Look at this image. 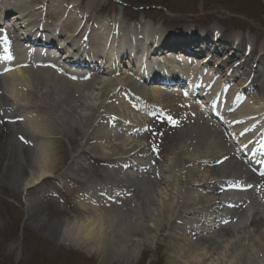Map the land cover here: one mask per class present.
Masks as SVG:
<instances>
[{
  "label": "bare ground",
  "instance_id": "1",
  "mask_svg": "<svg viewBox=\"0 0 264 264\" xmlns=\"http://www.w3.org/2000/svg\"><path fill=\"white\" fill-rule=\"evenodd\" d=\"M49 1L51 9L42 13L41 0H0V23L3 17L9 19L6 17L8 10L14 12L10 18L16 21L12 25L7 24L6 35L0 36V67H3L1 71L5 68L7 70L4 75L0 74V189L5 182L9 185L11 180L8 174L12 173L17 188L11 187V191L37 192L40 191L37 188L41 186L43 189L46 187L40 191L43 194L54 192L59 197L65 196L66 203H60L62 200L59 199L60 205L57 206V209L63 210L62 218L53 226L50 221L46 225L52 227L55 235L59 232V239L63 243L70 244L73 248H84L86 252L99 256L100 263L109 264L110 258L115 261L124 257V264H128L129 259L135 258L137 246L142 248L143 244L148 243V238L137 241L134 237L138 234L139 225L132 227V222L142 221L140 226L144 229L147 227L144 219H148L152 223L149 228L157 233L165 228L176 232L167 234L172 238L168 246L175 247L180 240L188 242V255L192 264H264L262 179L250 174L251 163L246 165L245 160L238 157L240 153L229 147L227 134L220 132L217 124L206 120L200 109L188 104L192 101L190 98H202L204 95V99H199L203 100L200 104L204 105L205 114L206 108H211L216 113L226 111L224 114L227 116L228 111L234 108L236 112L231 119L223 120L233 130L229 134H234L241 140V148L245 147L242 151L251 149L250 152L257 157L260 153L256 150L260 148L264 151V147L258 143L260 140L264 146V87H257L258 83L264 81L259 80L264 75V54L257 59L246 58L243 53L241 55L238 46H243L245 39H248V45L251 46L250 55L257 54L247 31H244L245 39L241 34L235 35L239 40L236 47H233L235 41L231 37L226 38L221 34L216 40H208L206 34L203 38H195L193 31L190 32L191 37L182 32L154 38L148 37L142 29L129 34L130 30L126 26L118 25L119 28L116 29L112 21L103 22L97 18L99 14L94 6L99 8L101 0H87L85 5L80 0ZM42 18H46V25L40 23ZM74 21L78 22L76 26ZM15 25L24 33L14 34L17 27ZM58 28L67 34L66 39L62 38V33L54 36ZM82 28L87 29L85 33H89L85 38L88 49L80 41V33L84 32ZM96 30L100 32L96 33ZM31 31L33 38L30 39L28 34ZM40 31L51 37L53 35L54 39L61 37L60 40L66 43L64 47L60 41L57 46L67 51L62 59L64 65H73L72 59H87L86 68L92 72L91 75H78L72 70L65 71L67 75H63L58 66L47 67L48 63L37 50L41 45H36L39 41L34 40L36 33ZM105 32L107 37L103 35ZM122 32H126V35H122ZM111 39V50H114L106 53ZM199 39L201 44L206 45V50H210L215 56L218 66L213 71V66L208 61L193 60L196 67L205 66V70L211 68L213 75L206 77L204 82H199L195 73L191 76L189 73L183 74V77L186 76L184 81L180 76L181 69L170 70L164 58L170 57L173 50L178 52L173 56L176 59L173 62L181 67V63L191 61L188 57L195 51L189 49L191 52H188L185 51L186 48H190L195 42L199 43ZM74 41L78 48L73 46ZM26 42L31 47L29 52L24 47ZM125 46L134 47L139 59L129 55ZM69 47L73 50L72 56L69 54ZM226 51L231 52L229 59L241 57L240 63L243 66L257 62L255 69L248 67L247 82L250 81V85L256 87L258 95H246L234 68L224 71L227 62L220 60L219 53ZM158 53L164 57L160 58ZM60 54L64 55L62 51ZM126 57H129L127 64L130 65V61L131 66L137 64L138 82L130 75L124 79L113 78L119 71L117 66ZM60 58L59 55L58 59ZM94 58H97V63L89 66V59L92 61ZM156 59H160L165 65L157 63ZM29 63H33L32 66ZM171 75L174 80V76L178 77V83L183 89L176 83L169 84L165 81ZM199 75L202 74L199 72ZM82 79L85 81L81 82ZM159 81L172 88L175 86V91L181 93V97L174 98L170 93H160L158 86H149V82L157 84ZM161 82L159 83L162 84ZM206 89L209 90L207 97ZM243 97L249 103L244 107L242 105V109L241 106L237 108V102H243ZM185 98L189 99L183 100ZM232 98L235 103L229 106L227 101L232 104ZM182 110L195 116L187 121L197 118L204 129L199 131L198 125L194 128L189 126L190 132L183 133L176 141L174 156H182L183 160L182 167L174 170L173 178V172L169 170L173 157L168 158L166 169L156 164L147 166L142 164V160L151 161L152 155H157L159 147L153 148L147 134L150 132L149 128L159 131L164 126L165 121L158 115L180 114ZM144 113L147 117L143 116ZM208 114L212 118L216 116L210 111ZM206 125L210 134L208 141ZM12 130L23 132L17 139L20 144L15 141V146L9 139ZM251 131H255L253 137L242 135ZM159 138L164 140L165 135H160ZM61 141L69 147L68 156ZM140 141L146 142V147ZM30 145L31 148L25 147ZM146 152L150 155L144 154ZM69 159L74 164H70L65 173L55 178L53 175L58 173L56 169L64 166ZM207 163L212 167L206 168ZM184 170L187 172L180 188L178 177L182 179ZM167 173L170 178L166 177ZM197 176L200 178L194 179ZM160 186L166 190L165 197L158 191ZM184 188L190 190L182 193ZM198 189L202 191L197 192ZM40 192L39 199L43 197L51 201ZM138 192L140 198H136ZM233 198H240L239 206L232 203ZM132 199L134 206L129 202ZM39 202L35 200V203L32 201L30 205L26 202L25 205L28 222L40 230L44 226V220L28 213L32 207L44 204V201L41 204ZM70 204L75 205L79 213L66 206ZM213 208L219 213L230 210L228 218L233 223L231 230L221 226L223 218L216 217L210 211ZM162 212L177 218L171 222L163 217ZM140 213H145L146 216ZM154 213L159 220L153 218ZM40 220L42 223L38 225ZM194 234L200 239L192 241L190 236ZM201 237L205 240H201ZM180 248L181 252L178 249L174 251L184 254L182 249H185V245ZM106 250L110 257H107ZM217 254L218 260L213 261L212 255ZM195 255L199 257L196 258ZM210 257L212 259L207 263ZM172 259L175 261L172 264H183L177 259V255Z\"/></svg>",
  "mask_w": 264,
  "mask_h": 264
},
{
  "label": "rangeland",
  "instance_id": "2",
  "mask_svg": "<svg viewBox=\"0 0 264 264\" xmlns=\"http://www.w3.org/2000/svg\"><path fill=\"white\" fill-rule=\"evenodd\" d=\"M46 1L47 0H44L42 6H46V4H49L47 8L50 10L52 4L46 3ZM67 1L70 2V0ZM80 2L85 5L87 0H80ZM98 5L101 10H99L98 7L94 6L97 14H99L98 16H101V18H105V15L117 14L120 17L122 16L121 22L123 23V25H125L128 29L133 30H136V27L138 26L142 27L146 25L147 30H149L150 26L154 29L152 30V32L156 34L160 33L161 29L163 30V32L167 31L169 34H178L179 30H182L183 32L188 33L189 37H191V31L194 32L193 36H195V34L196 36H198L201 32L207 35L206 37L208 40H210L211 34H213L214 37L216 36V38H218L220 34L221 36H225L226 38H232L235 32H239V30L242 31V33H244V31H247V34L250 37L249 40H251V42H254L256 48L254 46L253 47L258 50L257 53H259L261 49H263L261 51L264 53V0H101ZM251 5H253L254 7H251ZM103 13L106 14L104 15ZM258 14L263 15V17H260V21L256 20L255 17ZM139 20L140 23L138 25ZM1 28L3 29V24ZM208 30L210 31V33H207ZM19 32L20 31L16 33L19 34ZM243 36L245 39L246 36L244 34ZM247 40L244 41V43L246 42L247 44H249ZM198 42L201 43V40L199 39ZM125 77L126 75L124 74L113 76V78L117 79H124ZM160 93L165 92L160 90ZM243 106H246V103H244ZM172 107L174 109L176 108L173 105ZM202 113L205 114L204 112ZM143 116H147V114H143ZM169 116L177 122V126H173V124H171L170 122H166L159 131L154 128L147 134V136L149 137V139H151L152 145L154 147H159L157 150V155H154L156 165H158L162 169H166L168 158H174L169 170L173 172V178H175L174 170L176 171V169L182 167L183 160L182 156H174L175 150L173 149L174 146H176V141L183 136V133L186 134L187 132H190L191 129L189 126L194 128V126L198 125L199 131L204 129V126L201 123H198L200 122V120L198 119L197 121V118L195 120L187 121L188 118L191 117V119H193L192 117L195 116L194 114L189 112L185 113V110H182V113L180 114H172ZM206 118L208 119L207 115ZM220 120L221 118L216 120V123L221 126ZM212 121H214V119H212ZM208 129L209 128H207L206 125L207 141L210 139V134L207 131ZM224 129L226 132L233 131L226 126ZM199 131L198 134H200ZM20 134H23V132H21L20 130H14L10 135V142L13 141L14 146L15 141H17ZM160 135H165V139H160ZM235 138H232V142L230 140L227 141L229 142V147L232 146V148L238 149L241 143ZM113 142L116 141L113 140ZM61 144L67 152L68 156L69 147L67 143L61 141ZM31 146L32 145L25 147L31 148ZM74 147L75 146H72V148ZM184 156H186V154H184ZM65 162V165L63 164L64 166L56 169V172L58 173L53 175L55 178H58L60 177L59 175L65 173L67 167L70 164H74L70 159L66 160ZM209 167L211 168L212 166L207 163L206 168ZM186 172L187 171L184 170L182 179L178 177L180 188L181 181L185 180L184 178L186 176ZM8 176L11 182L9 183V185H6L5 182V185H3L0 189V264H104L100 263L101 258H99V256L86 252L84 248H73L72 245L60 241L59 232L56 233L57 235H55V231L52 229V227L46 225V222L50 221L51 225L53 226L54 223L58 222L62 218L61 214L63 213V210L57 209V206L60 205L59 199L62 200L60 203H66L67 198L65 196L62 195L59 197V195H56L54 192L52 194L48 192H45V194H43V192L40 191L45 190L46 187L45 189H43L44 187L41 186L37 188V190L40 189V191H35L36 193L33 191H11V187L17 188V182L13 180L12 173L11 175L8 174ZM166 177L170 178V174L167 173ZM197 178L200 177H194V179ZM261 182L263 186L264 177L263 181ZM0 184L2 183L0 182ZM173 186H176V184H173ZM188 190H190V188H184L182 189V193H186V191ZM158 191L162 194L163 197H165L164 194H166V190L163 186H160ZM201 191V189L197 190V192ZM39 192L43 195L48 196L51 201H49L48 198L44 199L43 197L39 199ZM139 196L140 194L138 192L136 198H140ZM252 197L256 199L258 198V196ZM35 200H38L40 202L44 201V204L40 206L36 205L37 208L32 207V209H30L28 213L36 216V218L44 220V226L43 228L41 227L40 230L38 228H34V224H30L27 220V210L25 203H30L32 201L33 203H35ZM129 202L132 206H134L133 199ZM66 206L72 208L73 211L75 210L78 212L75 205L70 204ZM123 212H125V210ZM162 213L163 217H166L167 220H170L171 222H173L177 218V216H170L171 214H168L167 212ZM140 214L142 216L145 215V213ZM153 218L159 220V218L157 219L155 217V213L153 214ZM144 220V224H146L147 226L144 229L140 226L142 221L139 220H133L132 227L135 224L139 225L138 234L134 238H136L137 241H145L144 238L147 237L148 243L143 244L142 248L141 246L139 247V245H136L137 249L135 258L129 259L128 264H172V262L174 261L172 257L175 258L176 255L177 259L180 260V262H182L183 264H192V259H189L190 256L188 255L189 251L187 248L189 244L187 241L180 240L178 242V245H175V247L178 248L170 247L168 245H170L169 243L171 242L172 238L168 237L167 234H175L176 232L170 231L165 228L157 233L154 229L149 228V224L151 225L152 223H149L148 219ZM41 223L42 221L40 220L38 225H41ZM224 228L228 231L232 229V227L228 225ZM145 229H147V231H145ZM44 230H48L50 232L46 233ZM190 238L192 239V241H195L196 238L200 239L197 234L190 236ZM202 239L205 240L203 237H201V240ZM225 239H228V237H225ZM181 245H185V249H182L184 254L178 253L181 252ZM177 249L178 252H175ZM189 250L191 251V249ZM106 254L107 257L111 256L110 254H108L107 250ZM199 254H202V251H199ZM195 256L196 258L199 257L198 255ZM212 256L214 259L213 261H215V259L218 260L219 258V254ZM123 258H119L115 261H113V258H110L108 262L109 264H124L126 261ZM211 259L212 258L210 257L207 260V263H210ZM202 262L206 263V261Z\"/></svg>",
  "mask_w": 264,
  "mask_h": 264
},
{
  "label": "snow or ice",
  "instance_id": "3",
  "mask_svg": "<svg viewBox=\"0 0 264 264\" xmlns=\"http://www.w3.org/2000/svg\"><path fill=\"white\" fill-rule=\"evenodd\" d=\"M6 71H7V70H6ZM167 119H168V121H169L171 124H173V126H177V122L174 121V120L172 119V117L169 116ZM154 150H155V149H154ZM249 187H251V185H249ZM223 223H224V224H228V223H231V222L225 220V221H223Z\"/></svg>",
  "mask_w": 264,
  "mask_h": 264
}]
</instances>
